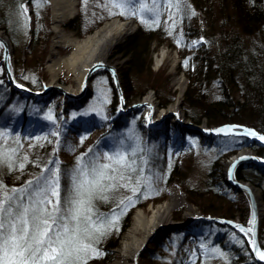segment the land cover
<instances>
[{
  "label": "rangeland",
  "instance_id": "374dc122",
  "mask_svg": "<svg viewBox=\"0 0 264 264\" xmlns=\"http://www.w3.org/2000/svg\"><path fill=\"white\" fill-rule=\"evenodd\" d=\"M0 2L7 6V10L15 19V21L10 19L8 23L10 30L4 29L12 43L15 78L27 86L35 85L36 91L41 88L46 90L40 97L22 94L27 100L33 98L36 102L16 100L18 106L14 105L18 111L23 107L27 114L23 116L21 112L17 111L19 114L15 112L12 121L6 125L11 127L13 125V129H0V183L6 188L23 189L29 181H34L41 174L49 175L48 169H51L59 173L63 195L65 188L71 190L74 178H83L80 176L81 170L91 179L93 168L111 165L119 171L113 173L108 169V174L117 176V179L104 181L106 185L114 186L98 193L92 199L90 229L92 238L85 241L91 248L81 264H109L115 248H108V240L118 238V247L131 224L134 212L137 209L149 208L163 210L159 228L146 245L139 264H225L226 256L223 252L217 247L209 246L202 238L209 231V227L202 224L204 220L197 218L202 214L197 207L188 202L186 192V189H202L216 146L219 142L233 140L229 137L203 136L193 124L184 121L181 104L189 81L183 71H178L180 50L187 48L189 51L193 49L198 52L207 39L212 37L209 21L203 10L199 8L196 13L192 12L188 0H77L76 12L63 25L67 34L84 39L115 19L133 23L134 30L116 45L107 59L108 64L115 66L121 84V73L127 60L118 53V46L138 28L135 18L131 15L136 14L142 19H147L151 15L156 18L162 17L165 26V34L162 36L164 41L160 46L154 43L151 47L150 72L129 76L134 93H145L131 105L152 93L156 104L152 112L144 106L128 109V103L124 101L123 96L125 107L120 108L111 79L103 70L95 71L84 91L74 99L59 93L55 88L48 89L45 85L52 80L48 64L53 37L48 1L0 0ZM78 15L82 25L81 35L67 27ZM122 16L130 18L126 20ZM187 16L195 21L190 23L191 30L184 31L182 28ZM197 28L207 39L189 36L190 32ZM34 30L38 32L37 41L29 46L30 35ZM162 49H165L168 55L158 64L157 55ZM57 54L65 57L70 51L59 48ZM0 77H4L1 67ZM177 78H181L179 83L176 82ZM58 81L64 90L76 85L73 75L68 73H59ZM205 87L213 97L218 96L220 90H217V84L213 79L205 83ZM180 91H183L178 104L180 117L170 112L172 105L160 108V103L168 102L173 95L175 104ZM162 111L169 112V115L161 121L162 115L158 121ZM11 112L12 110L7 108L3 114L9 116ZM117 117L118 122L126 123L116 136H111L107 133V127ZM153 118L157 119L152 121ZM201 126L207 127L206 121ZM44 146L48 149V158L44 164L38 166L33 149ZM243 150L253 151L248 147ZM163 152L166 167L162 170L152 166L145 158L162 157ZM230 158L231 156L219 162L221 173ZM118 160L121 161L120 164L117 163ZM122 164L125 166L121 167ZM139 164L143 165V172L137 174L134 169H140ZM174 165L180 176H176L173 183L166 185ZM121 172L123 179H119ZM260 192L264 206V194L261 189ZM136 195L141 197L136 199ZM110 201H114L115 204L112 203L109 207L111 211L105 215V219L93 218L96 213L95 206ZM137 201H141L142 206L137 207ZM237 203L245 205L249 214L247 199L238 193ZM179 215L182 221H178ZM234 219L240 221L239 216ZM97 228L100 230L96 231ZM214 230L216 228L213 227L212 232ZM230 231L227 234L230 240L240 245L245 241L248 248L245 237Z\"/></svg>",
  "mask_w": 264,
  "mask_h": 264
},
{
  "label": "trees",
  "instance_id": "16d2710c",
  "mask_svg": "<svg viewBox=\"0 0 264 264\" xmlns=\"http://www.w3.org/2000/svg\"><path fill=\"white\" fill-rule=\"evenodd\" d=\"M188 2L192 12L196 13L199 8L203 10L209 21L212 37L207 39L198 28L195 31L192 30L189 36L205 37L207 39L205 45L198 52L193 49L189 51L187 48L180 50L181 60L178 71H183L189 81L181 104L185 121L197 126H201L206 121L207 127L239 124L264 133V0H188ZM6 7L0 2V30L3 31L6 28L10 30L8 25L10 19L15 21ZM214 14L218 15L214 16ZM79 16L72 19L67 27L81 35L82 25ZM131 17L135 18L138 28L118 46V53L127 60L121 73L120 87L128 106L145 94L144 92L134 93L129 76L150 72L151 47L154 43L159 46L163 44L162 36L165 34L162 17L156 18L151 15L147 19H142L136 14ZM122 18L127 20L130 17L122 16ZM194 21L188 16L185 17L182 29L191 30L190 23ZM37 36L36 30L31 32L29 46L36 43ZM211 79L217 84V90H220L217 97H213L205 87V83ZM27 87L36 90L33 84H28ZM16 100L17 102L19 100L36 102L33 98L27 100L21 93L12 89L5 82L4 77H0V129H13V125L12 127L6 125H9L15 112L18 111L15 106L17 105ZM173 100L174 95L168 102H161L160 108L164 109L172 105ZM7 108L12 110L9 116L3 114ZM18 112H21L23 116L27 114L23 107H20ZM18 112L16 114H19ZM118 119V117L114 118L107 127V133L111 136H116L126 123L124 120V122H118ZM232 139L218 143L213 152V161L207 172L204 186L202 189H186L187 200L197 207L203 216L226 219L239 216L241 223L244 224L249 215L246 206L237 203V193H232V189L225 184L219 162L245 147L264 158V146L249 145L244 139ZM33 154L39 166L44 164L48 158V149L45 146L39 149L34 148ZM161 156L145 158L152 166L162 170L166 167L165 152L161 153ZM142 166L139 164L140 169L134 167L135 173L143 172ZM171 170L166 185L173 183L176 176H180L175 165ZM125 173L127 174L126 170ZM235 177L237 180L250 182L260 188L264 194V174L259 170L243 165L236 169ZM140 197L141 195H136L135 198ZM137 202V207L142 206L141 201ZM112 203L115 204L114 201H110L96 205L93 218L105 219V215L111 211L109 207ZM177 218L178 221H182L180 215ZM202 224L209 227V231L202 238L205 239V243H209V246L217 247L223 252L226 256L225 264H256L245 241L240 245L227 237L231 229L210 221H204ZM213 227L216 228L214 232H212ZM259 241L261 247L264 248V218L260 224ZM117 245L118 238L108 240V248H116Z\"/></svg>",
  "mask_w": 264,
  "mask_h": 264
},
{
  "label": "snow or ice",
  "instance_id": "6c2138e0",
  "mask_svg": "<svg viewBox=\"0 0 264 264\" xmlns=\"http://www.w3.org/2000/svg\"><path fill=\"white\" fill-rule=\"evenodd\" d=\"M108 169L119 171L105 164L93 168L89 179L81 170L83 178H74L63 195L59 173L51 169L23 189L0 183V264H81L91 248L85 241L92 238V199L114 186L104 181L117 179Z\"/></svg>",
  "mask_w": 264,
  "mask_h": 264
},
{
  "label": "bare ground",
  "instance_id": "6f19581e",
  "mask_svg": "<svg viewBox=\"0 0 264 264\" xmlns=\"http://www.w3.org/2000/svg\"><path fill=\"white\" fill-rule=\"evenodd\" d=\"M47 1L50 5L51 27L53 31L52 53L50 54L49 59L50 64H48V69L52 74V80L45 86L48 87V89L58 88L60 87L58 81L59 73L72 74L76 85L71 88L67 87L65 90L67 95L74 99V97H78L82 93L81 87L83 85V79L90 66L99 61L108 63L107 59L111 55L112 50L134 30V25L132 22L115 19L106 23L99 30L88 35L84 39H79L67 34L63 29V25L76 12L77 0ZM59 48L68 49L70 54L65 57L58 56L57 49ZM167 55L168 52L165 49H162L157 55V63L159 64L163 61ZM8 63L9 68L12 69V57ZM113 67L115 66L113 65ZM180 80L181 78H177L176 82L179 83ZM40 91H37L36 93H40ZM182 93L183 91L179 92L176 103L172 104L170 108V112L175 113V116L178 117L181 116L178 111V104L181 101ZM141 101L148 103L153 112L156 104L154 103L152 93H148ZM165 112L167 113V111ZM160 115L164 114H159L158 121H160ZM157 118L151 120L154 121ZM246 153L249 152L246 151ZM256 195L260 196L258 192ZM240 196L245 197L244 194H241ZM258 207L263 213L264 208L261 198H258ZM162 210L163 209L161 208H149L147 210L137 209L134 212L131 224L122 236L119 246L114 249L113 258L109 264H139L140 258L144 253V242L152 237L153 233L159 228Z\"/></svg>",
  "mask_w": 264,
  "mask_h": 264
},
{
  "label": "water",
  "instance_id": "95a60500",
  "mask_svg": "<svg viewBox=\"0 0 264 264\" xmlns=\"http://www.w3.org/2000/svg\"><path fill=\"white\" fill-rule=\"evenodd\" d=\"M0 48H1V56H0V67L4 73L5 82L14 90L18 91L27 96L40 97L46 93V90L41 91L40 93H36L35 91L30 90L25 84L19 82L14 75V66L12 69L9 68V60L12 57V43L9 39L8 35L5 31H0ZM103 70L107 72L111 79V85L118 96L119 107L124 108L125 105L122 101L121 87L119 83V78L116 73V68L113 65L104 63V62H95L88 69L87 73L83 79V85L81 87V91L83 92L88 80L92 76L95 71ZM50 89V88H49ZM59 93L67 95L66 91L61 87L55 88ZM81 95V94H80ZM139 106L147 107L150 111L151 108L148 103L144 101H139L133 105H130L128 109H135ZM150 114V112H149ZM175 115V113H173ZM150 116V115H149ZM185 121V120H184ZM181 124V123H180ZM188 125V124H184ZM194 128L201 133V135H212V136H232V137H243L246 139V142L251 145L255 144L258 146H264V133L259 132L253 128L239 125V124H225L221 126L207 128L206 126H197L194 125ZM240 128V129H236ZM251 133H255L252 135ZM249 152V153H246ZM252 166L255 169L259 170L264 174V159L258 157L253 151L242 150L237 154L233 155L225 164L224 170L222 172L223 180L227 187L232 189L233 193H238L239 195L244 194L245 198L248 201L249 206V216L246 224L241 223L237 219H226L216 216H203L198 215L197 218L204 221H210L215 224H220L228 227L234 232L239 233L248 242V249L252 255L253 260L257 264H264V258L261 257V253H264V248L261 247L259 241V229L261 224V219L263 217V213L259 210L258 207V198L261 196L260 189L255 187L253 184L243 180H237L235 177V171L240 166ZM259 193L260 196H257L256 193ZM264 208V206H263ZM151 241V237L148 238L144 242L143 249L146 248V245Z\"/></svg>",
  "mask_w": 264,
  "mask_h": 264
}]
</instances>
